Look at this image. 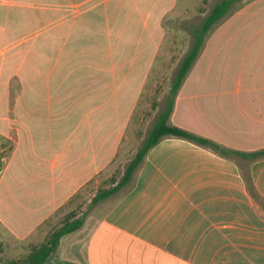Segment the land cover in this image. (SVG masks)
I'll return each mask as SVG.
<instances>
[{
  "label": "crops",
  "instance_id": "crops-1",
  "mask_svg": "<svg viewBox=\"0 0 264 264\" xmlns=\"http://www.w3.org/2000/svg\"><path fill=\"white\" fill-rule=\"evenodd\" d=\"M156 6L163 12L153 16ZM176 6L0 0L3 153L13 145L0 175V227L16 241L47 243L38 242L47 222L128 154L163 19ZM220 26L183 81L169 124L228 150H264L259 72L229 80L226 66L208 64L219 55ZM144 158L131 188L99 204L46 264H264V209L243 171L264 200V159L231 158L174 137Z\"/></svg>",
  "mask_w": 264,
  "mask_h": 264
},
{
  "label": "rangeland",
  "instance_id": "rangeland-1",
  "mask_svg": "<svg viewBox=\"0 0 264 264\" xmlns=\"http://www.w3.org/2000/svg\"><path fill=\"white\" fill-rule=\"evenodd\" d=\"M220 1L177 0V6L165 16L161 28L164 35L161 53L155 63V73H152L147 85L145 101L143 105H139V109L137 110V115L139 116L140 114V121L139 125L132 131L137 134L131 141L130 147H128V154L124 158L119 159L109 172L100 175L96 182L90 184L71 200L67 206L57 212L47 222V226L42 229L44 232L42 231V236L38 240L39 243L51 238L52 233L59 230L68 221L74 220V218L87 217L99 205H92L93 198L100 191L113 188L122 179L133 157L142 148L144 139L154 125L159 113L167 106L173 83L172 80L181 61L192 47L193 29L202 24L216 3ZM160 7L156 6L152 10L153 16L160 11L163 12V7L161 9ZM233 12L237 13L230 20L220 23L216 28L218 29L221 24L222 27L225 26L224 29H221L222 33L219 34L220 37L216 40L218 43L216 49L219 46V55L214 57L215 54H212L211 56L214 58L210 59L208 64L222 68L226 66L227 69L223 76L224 79L229 80H236L242 72L245 74L244 79H246L251 70L258 71L260 74L259 79L256 78L253 82L263 84L264 0H246L240 4H234ZM216 29L209 34L208 38H211ZM208 38L206 39L204 48L207 45ZM216 75L220 76V72ZM141 118H143V122H141ZM4 143L6 142L0 138V154L6 155L4 156L6 158L2 159V162L5 164L9 152L6 148V152L3 153L2 145ZM2 171H0V175ZM11 174L9 172L7 179H5L6 185L10 184L14 178ZM129 187L131 188V186ZM129 187H126L116 196L101 203L112 202L121 193L128 191ZM34 249L35 247L31 243L16 241V239L0 227V264H9L12 261H24Z\"/></svg>",
  "mask_w": 264,
  "mask_h": 264
},
{
  "label": "trees",
  "instance_id": "trees-1",
  "mask_svg": "<svg viewBox=\"0 0 264 264\" xmlns=\"http://www.w3.org/2000/svg\"><path fill=\"white\" fill-rule=\"evenodd\" d=\"M246 0H221L216 3L214 8L210 11L209 15L204 19L202 24L193 29V44L190 51L185 55L181 64L176 72L174 79L172 80V86L170 89L169 100L166 108L160 112L158 119L152 129L150 130L148 136L146 137L142 148L136 153L133 160L128 165L122 179L113 188L100 191L92 200V205H98L112 197L116 196L123 191L126 187L132 186L135 179V173L144 161V157L148 152L157 144H159L164 138L174 137L181 138L193 142L197 145L205 146L213 149L217 153L225 155L227 157H240L241 160H246L249 162H255L256 160L264 159V150L245 153L236 152L228 150L227 148L220 146L219 144L208 140L206 138L199 137L187 130L172 126L169 124V118L173 111V106L175 103V98L179 92L183 81L186 79L189 72L192 70L196 61L200 57L204 44L209 34L217 28V26L232 16L234 4L242 3ZM249 1V0H248ZM13 150V145L9 147V154ZM8 154V155H9ZM7 155V156H8ZM6 156V155H4ZM0 154V171L3 170L4 163L2 159L4 157ZM245 181L251 196L259 203V205L264 209V200L261 195L256 190L251 174L247 168H243ZM130 188V187H129ZM86 216L70 220L65 223L59 230L52 233L51 238L47 243L42 244L40 247L35 248L30 256L24 261H12L9 264H46L47 260L57 251L61 239L69 235L70 233H75L84 224Z\"/></svg>",
  "mask_w": 264,
  "mask_h": 264
}]
</instances>
